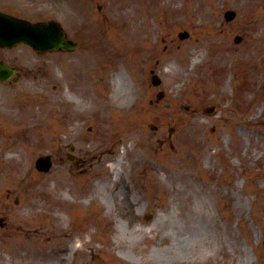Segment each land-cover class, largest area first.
Segmentation results:
<instances>
[{"label": "rangeland", "instance_id": "1", "mask_svg": "<svg viewBox=\"0 0 264 264\" xmlns=\"http://www.w3.org/2000/svg\"><path fill=\"white\" fill-rule=\"evenodd\" d=\"M96 1L102 2L105 5L104 12L106 14H110L111 10L116 15L121 12V10L117 8V0H90L88 2L90 5L88 6V10L86 9L87 4L82 3V0H0V5L11 13L24 15L26 17L35 19L59 18L62 20L64 22L63 24L70 29L71 35L83 42L79 45V48L74 54L59 55L60 58L66 57L67 61H72L74 58L76 59L81 56L82 53L89 50L90 41H88L87 34L91 28L90 24L92 23L88 21L89 24L87 25L85 19L87 16L92 18L96 17V10L93 7L92 11L91 6ZM122 1H129V4H123L125 6L128 5V9L122 8L123 14L127 15L129 18L132 16L131 14L134 8L137 11L140 8L135 4L136 0ZM219 1L218 7L212 8V10H210L211 12H208L206 5H212L213 0H157L160 4L155 8L158 10L156 13L160 16V27L157 21L156 23L150 22L149 24L151 27H159L160 30H163V33H161L160 30L158 31V29H154L153 32L157 44L154 40L150 43L154 42L153 46H157L154 55L165 52L168 57L167 60H164L163 63H160V65L158 64L155 68L160 67V70L164 71L163 65L170 63L171 60L180 65V59L192 55V49L196 43L200 41L205 31L202 29L197 30L192 26V23H197L199 20L203 23L206 22L199 19L197 16V12H199L201 7L203 8L202 10L206 11H203L200 16L210 17L207 21L210 24H216L221 30L220 37L225 44H222V46L230 45L231 48L239 47L238 50L234 51L235 54L238 53L245 45V42L251 40L249 35L250 29L256 36L255 41H262V43H260L261 52L259 57L264 59V39H262L261 34H259L263 31L262 28H264V19L262 18L261 10V6H263L264 9V2L257 7L254 1L259 0ZM120 2L121 0H119V3ZM249 3H251L252 8L247 7ZM173 6H185L190 9L189 12H192L189 15L191 21H187V13H182L183 22L177 25V19L169 15ZM227 9H234L237 12V16L234 20L226 21L224 18V12ZM142 11L148 15V24L150 20V10L146 8V10L142 9ZM111 24L112 23L104 24L100 29L93 27V31L96 35L100 32L105 35L108 29L114 28ZM126 24H128V21ZM119 27L121 29L119 31L120 35H124L125 38H128L129 35L126 34V28L122 26ZM147 29L146 26L145 30ZM181 31H188L190 36L185 39L180 38L179 33ZM233 35H242L241 44L237 46L232 45L231 36ZM203 43L209 44L205 41H203ZM20 47L25 48L24 46ZM90 47L93 48V45ZM146 54L149 55V52H145L144 56ZM209 54L210 53H205V55ZM50 57H52V54L49 55L48 58ZM127 57L132 58V64L134 63V66L131 67L129 73L127 70H123L125 71L126 82L124 93L128 92V95H131L132 88H134L132 83L133 77L131 75L132 73H136L135 65L137 61L135 62L134 60L135 56L133 52L128 53ZM207 57L209 61L205 60L206 66L204 68L201 66L199 71H197L199 72L198 75L194 78H190V81L187 75H184V64L180 65L178 75L172 74L165 76L164 84L167 85L169 91L163 100L164 102L158 104L149 101L150 97H147L145 103L142 104L144 109L143 113L148 115V117L155 122L154 124L163 123V125H165V121L169 119L167 115L171 117V124L174 126L173 141L175 142L174 151L170 148L169 143L166 145L160 143L158 146H155L156 153H151V155L156 158L155 161L161 163L163 168L165 167L167 173V187H157L154 185L155 182H160L158 176L160 178L161 173L153 168L149 169L150 165L148 162L141 168L138 167L139 170L137 173L132 175L135 180L139 181L136 185L138 191L136 199H143L141 195L146 193L150 194L146 196L147 201L142 205L143 210H140V212L143 214L153 210L156 212L155 217L147 223H141L139 221V227L151 229L148 233V239H145V233L143 234L144 236H141L139 230L136 231L134 228H131L133 225L125 226L120 232L117 220H122L121 222H123L122 224L124 225L127 219L121 217L123 216L121 214L117 215L116 210H111L112 216L109 217L111 221L105 226H102V228H98L93 235L97 240L96 245H101V249L96 251L94 257L90 253H87L88 256L84 259V263H82L81 259L77 260L75 258L69 261H59L58 258H63L60 253L59 255L54 254V256H48L54 258L53 261H56L55 264H92L97 258L103 259L106 264H205L206 262H208L207 264H260V260L258 261L259 257L261 262L264 261V146L259 148V146L262 145V143H260L261 140H264V124L260 125L261 127L254 126L255 128L252 127L251 123H249L251 125L249 127L246 124L248 121H246V118L262 110L260 105L261 102L264 104V70L258 72L252 67L249 68L250 74L248 75L250 76V86H248L249 82H247L246 90L240 88V92L245 96L249 95L250 101L245 103L243 101L242 103L241 100L236 101L233 98L231 100L229 97L221 100V95L223 94L221 90L230 88L227 82L230 81L234 71H231V75L227 70H223L224 72H222L221 68L228 63V55L224 54L220 56L217 61H215V59L211 60L209 56ZM48 58L42 57V59H32L33 61L37 60L39 62L47 60ZM253 61L254 59H250V62ZM211 63L215 65H211ZM241 69L242 72L245 70L244 68L236 67L235 72H240ZM179 76L183 77L179 78ZM31 82L32 80L30 78L25 77L15 89L25 88L22 87V85L26 86ZM41 85H43V81H40L38 84V86ZM143 86L151 97L155 96V90L153 88L148 87L145 83H143ZM109 88L112 90V86H109ZM15 89H11V87H2L0 91V94L2 92H10L9 100L7 101L4 98L6 102L3 101L0 96L1 107H3L0 110V128L5 127L4 130L2 129L4 135L1 133L0 141L4 140V142L8 144V147H14L15 145H11L13 144L11 142L16 139L18 132L10 126L21 124L27 128L25 129L26 132L20 133L19 137L22 141L17 145L29 146L33 143H37L35 135L43 136L48 133V137H56L55 141L51 143L53 144L52 146L50 145L46 148H42L36 153L34 151L29 161L35 160L43 150L49 149L46 152H55L59 144L57 139L58 133L62 129L64 118L57 122L55 118L50 117L51 112L49 113L46 108L41 105L40 109L42 112H30L26 113L25 116L21 115L22 113H15L16 116L21 115V123L18 121L8 123L6 118L13 112L10 103L15 102L18 103V105H24L25 102L28 101L34 104V109L39 103L35 99L38 98V91H34L35 89H32L31 94L18 96V98H20L18 101L15 100L16 96L13 93ZM51 89L52 87L49 84L48 90ZM57 91H61V89ZM257 91H260V94L262 91L261 97L256 96L258 95L256 93ZM186 94H192V96H185ZM54 98H57V96ZM196 98H201L203 101L206 100V104H208V102L212 103L214 100L218 103L216 117H220V121L218 123L217 132L213 135V140L215 142L214 146L218 149L221 148L224 153L232 154V159L227 162L225 169L228 168L231 172L229 177L232 186L235 188V192L239 194L238 198L235 197L232 190L224 191L217 189L212 190V193L209 194L193 179L182 176L180 170L176 169V167L181 166L179 159L180 152L183 147H186V145L180 142L181 137L183 138V130L180 128L182 123L179 120L178 112L181 111L178 109V105L184 103L186 105L187 102H191V99L195 101ZM255 98H260V100L255 101ZM249 107L253 109L248 111ZM192 114H194L192 111H183L184 117H188ZM197 115L200 118L203 116L202 114ZM174 116L175 118H173ZM3 121L5 124H3ZM212 123H214V121L210 119L209 124ZM185 127L188 135H191L192 132L195 131V126L193 124H187ZM210 128V125L206 126V133L201 132V137L197 136L198 140L195 138L201 147V151L205 149L204 146L201 145L203 144L201 140L207 138L206 135L210 133ZM149 130L151 129L149 128ZM97 132L93 130L90 132V136ZM247 136H250L251 139L249 144L250 151L247 152V155H249L248 159L242 165L243 167L247 166L245 173H243L239 170V164L232 162H235L234 156L237 154L240 155L242 153L244 155L242 151H244V148L248 144ZM235 140H237V144L234 142ZM48 142L50 143V141ZM233 142L237 145L236 147H233ZM11 149L15 151L19 150L17 147ZM19 151L23 153L22 150ZM161 152H165V154H157ZM262 154L263 156L260 158ZM7 156L6 150L0 151V215H4L5 217H9V209H12L13 214H16L24 210L26 207L25 204L29 203V201L35 200L38 203L43 197V191L47 186H50L51 192L54 193L52 188L54 181L52 180L53 176L51 174L56 173L54 176L55 178L57 174L63 172L64 169L67 170L69 166L67 161L63 160L57 162L52 170L53 172L51 171L50 174L47 173V175H45L44 173H39L35 169V166L33 165L32 167L29 163L24 162L25 165L22 166L21 163L24 159L21 161L19 160L20 157H12L10 158L12 161H8ZM137 158L138 160L142 159L138 154H130L127 160L130 162ZM213 161H215V157ZM222 173L220 169L217 168L213 178L217 179V176ZM242 175H245V180H243ZM208 176L212 177L211 173ZM238 180H240L239 184L243 185L246 183V187L250 190V194L244 195L241 193L240 188L242 187L238 185ZM60 181H62V178L55 180L57 184H59L58 182ZM143 186L146 187L148 191L143 190ZM199 189L207 192L208 195L200 192ZM12 190L13 193L9 196L7 192ZM220 196L224 201L220 199ZM16 199L19 200L18 205H16ZM100 206L104 208L107 207L101 202ZM86 211L91 214L90 217L100 216V212L94 211L93 203L91 208H86ZM49 212L51 214L53 209ZM129 212L130 215L128 217L131 216V211ZM132 212L136 213L135 206H133ZM125 214L126 213H124V215ZM207 214H212L214 219L207 216ZM90 217L87 220H90ZM93 219L98 220V218ZM139 219L141 220V217ZM101 222L104 224V221ZM47 223L48 220L46 219L45 225H47ZM46 228L49 227L46 226ZM7 236L14 242L13 247H16V240H18L19 237L21 239L26 237L23 231H16L15 227L11 224H9L8 228L0 227V263L20 264L24 261L22 260V254L20 255L16 253L14 249L9 248H6V253L4 251L1 240ZM114 237L117 243L114 241ZM89 238V234L86 233L85 239L87 240ZM111 238L113 241L110 240ZM18 250L19 249H17V251ZM44 257L45 255L43 254L42 257L37 254L36 257L30 259L29 264H36L39 260L44 261Z\"/></svg>", "mask_w": 264, "mask_h": 264}, {"label": "bare ground", "instance_id": "2", "mask_svg": "<svg viewBox=\"0 0 264 264\" xmlns=\"http://www.w3.org/2000/svg\"><path fill=\"white\" fill-rule=\"evenodd\" d=\"M231 2H232V0H231ZM251 3H253V2H251ZM251 3H249L247 5L248 8H252L251 7ZM254 3H256L257 4V7H258L262 3V1L259 0V1H255ZM214 7H217V2L214 4ZM261 10L263 11L262 12V17L264 18V9H261ZM207 27H210V30L213 31V30H215V27L216 26L214 25V23H211L210 24L208 22V26ZM205 38L213 39L216 42H220V37L218 35H215L214 33H211V34L208 33L205 36ZM171 66H170L171 71H174L175 70V67L174 66L171 67ZM114 82H115V85H116L115 93H116V89H117V91H118V88L119 89H123V79H122V75L121 74L118 75V77L114 80ZM86 83H87V90H88L90 96L91 97H95V96H98L99 97V95H97V94H95L93 92L91 81H87ZM108 106H110V103L109 102H105V107H108ZM126 129L127 130L125 132H123L120 135V137H118V140H122V139L123 140H126V141L127 140H137L138 141V144H137V149L136 150L137 151H140V152H143V153H147L150 150V148L148 147L147 143H145L144 145H141L140 144V138H142V135H141L142 134L141 123L138 122V121L128 122V124L126 126ZM122 160H123V157L120 156V158H118L117 162H121ZM115 164H116V162L115 163H112L111 165H115ZM85 190H86V188H83L82 190H80V193L84 192ZM122 194H124V193L122 192ZM124 195H127V194H124ZM118 200L120 201V204H119V207L120 208L123 207V206H127L129 204L128 202H125V201L123 202L124 198H119ZM62 223H64V222H62ZM86 225H87V223H86ZM86 225L84 227H82L81 230L83 228H86ZM134 227H135V225H134ZM145 229H139V231L141 232L140 233L141 236L146 232ZM37 243H38V248L45 249V244H44L45 243V238L44 237H42L40 240H38ZM73 249L74 248H72V250ZM67 257H69V256H67Z\"/></svg>", "mask_w": 264, "mask_h": 264}]
</instances>
